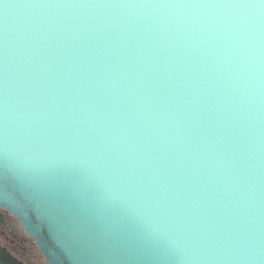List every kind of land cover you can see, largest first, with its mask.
I'll return each mask as SVG.
<instances>
[{
	"label": "water",
	"instance_id": "1",
	"mask_svg": "<svg viewBox=\"0 0 264 264\" xmlns=\"http://www.w3.org/2000/svg\"><path fill=\"white\" fill-rule=\"evenodd\" d=\"M0 207L50 264H264V3L0 0Z\"/></svg>",
	"mask_w": 264,
	"mask_h": 264
},
{
	"label": "flooded vegetation",
	"instance_id": "2",
	"mask_svg": "<svg viewBox=\"0 0 264 264\" xmlns=\"http://www.w3.org/2000/svg\"><path fill=\"white\" fill-rule=\"evenodd\" d=\"M0 246L22 264H50L21 220L0 207Z\"/></svg>",
	"mask_w": 264,
	"mask_h": 264
},
{
	"label": "snow or ice",
	"instance_id": "3",
	"mask_svg": "<svg viewBox=\"0 0 264 264\" xmlns=\"http://www.w3.org/2000/svg\"><path fill=\"white\" fill-rule=\"evenodd\" d=\"M262 3H264V0H261Z\"/></svg>",
	"mask_w": 264,
	"mask_h": 264
}]
</instances>
